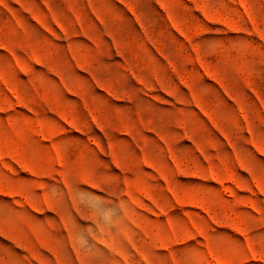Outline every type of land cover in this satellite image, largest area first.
Wrapping results in <instances>:
<instances>
[{
  "label": "rangeland",
  "instance_id": "1",
  "mask_svg": "<svg viewBox=\"0 0 264 264\" xmlns=\"http://www.w3.org/2000/svg\"><path fill=\"white\" fill-rule=\"evenodd\" d=\"M0 264H264V0H0Z\"/></svg>",
  "mask_w": 264,
  "mask_h": 264
}]
</instances>
